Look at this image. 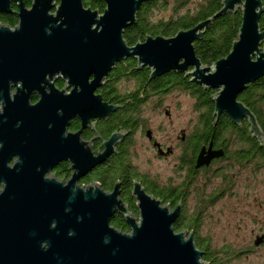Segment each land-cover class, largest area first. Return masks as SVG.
I'll return each mask as SVG.
<instances>
[{"label":"water","instance_id":"95a60500","mask_svg":"<svg viewBox=\"0 0 264 264\" xmlns=\"http://www.w3.org/2000/svg\"><path fill=\"white\" fill-rule=\"evenodd\" d=\"M103 1L100 11L82 0H32L28 9L21 0H0V12L18 3V24H0V264H207L192 234L174 231L180 206L170 210L135 182L137 221L117 198V186L111 193L97 184L77 186L112 153L122 133H113L94 156L79 132L66 131L74 117L84 126L117 109L94 93L117 63L133 58L138 70L149 69L150 78L173 71L213 90L215 118L225 115L235 125L246 118L249 132L264 146L256 116L238 100L249 83L264 76L259 24L264 5L221 0L217 12L191 28L170 37L147 35L129 45L124 30L148 0ZM238 10L241 23L229 52L203 65L194 42L215 18ZM55 76L65 83L61 90ZM33 91L39 94L35 104ZM222 155L202 147L196 167ZM61 161L73 171L66 184L45 177ZM115 212L130 233L110 225ZM263 242L264 235L254 240L256 246Z\"/></svg>","mask_w":264,"mask_h":264},{"label":"flooded vegetation","instance_id":"af4514ba","mask_svg":"<svg viewBox=\"0 0 264 264\" xmlns=\"http://www.w3.org/2000/svg\"><path fill=\"white\" fill-rule=\"evenodd\" d=\"M21 1L25 8L28 9L31 7L32 0ZM17 4L18 3L11 2L9 5L11 9L9 14L15 13L17 19L16 23L4 24L11 27L18 24ZM262 4L264 5V0H262ZM237 12L240 13L241 18V11L238 10ZM263 19L264 11L259 20L260 28L264 27V23H262ZM130 62L133 63L132 72L128 71L129 69L126 70ZM120 63L123 65V75L121 78L114 81L110 74L111 70L104 79L103 85L94 93L96 95L100 94L103 101L108 103V105H117V109L111 112L106 118H90L84 126L81 119L74 117L70 120L67 127V131L79 132V140L87 143L94 156L104 151L103 142L108 140L113 133L123 134V137L116 142V144L114 143L112 153L105 161L97 165L87 174L81 176L77 181V186L83 188V186L97 184L105 193H111L115 186H117V198L126 207L127 212L138 220L139 213L137 210V202L132 193L134 183L138 182L147 194L160 199L162 204L168 206L170 210H174L177 206H180V213L173 223L174 226L176 222L186 218L185 213H187L189 195L193 194L194 197L196 196L197 198L198 193H205L206 195H204L208 196L212 201L216 197H219L225 190L227 191L229 188L233 187V181L228 182V185H225L226 182H222V184L216 188L212 185L214 181L211 182L210 175L215 176L220 174L224 179L223 181H226L225 177L227 174L223 173L225 167L220 166L221 162L228 163L233 160L234 163H228L227 167H240L243 168V172L250 168L251 172L255 173L260 168H264V160L260 158L259 154V148L262 143L248 131L249 126L246 118L242 119L240 125H235L229 118H225L227 120V125L234 129V131L226 130L225 133H222L219 137V129H216V124L221 118L224 119L225 115L220 116L218 119L215 118L211 127L208 125L204 127L203 125L200 126L203 114L197 107L200 97L191 90V87H197L199 85L190 82L189 77H185L182 73L169 71L161 76L150 78L149 69L143 67L137 70L136 60L133 58H126ZM120 63H117L116 66ZM191 69L192 68H189V70ZM176 74L178 76L181 75L188 86H182L179 84V80H174L175 77H178ZM54 84L59 90L64 88L65 85L62 78H57L56 76L54 77ZM13 92L14 90H11V93ZM65 92H69V89H66ZM182 93L186 95L189 94L194 98L195 109L199 116L198 122L194 127L191 128L190 126H186L177 129L175 135V140L177 141H175L174 145L171 143L172 139L169 133L167 136L163 135L160 139H157L158 136L152 129V123H154L152 122V118L153 116L164 115L172 126L170 131H172L173 134L174 127L172 124L175 111L171 109V105L173 103H175V105L179 104L177 98H179V95ZM38 100L39 94L33 91L31 93V103L35 104ZM147 112H151V114L146 116ZM244 124L248 132L245 135L247 138L246 141L243 139V134L236 129H241ZM199 127H203L202 129L204 131H198V129H200ZM159 129L161 130V128ZM248 138L251 140L250 143ZM139 139H141L140 142H138ZM137 145L144 150L148 148L152 151L153 157L159 160H166L179 151L177 153L178 162L174 165V169L176 170L175 178L158 183L159 181L156 180V176H152L147 170H140L135 164L136 153L129 150L134 149L136 152ZM231 145H234L233 147H235L236 153L243 150L247 151L251 145V154H247L248 158L245 161L236 156L234 157L232 156L234 152H229V147ZM202 147L206 150H208L209 147L212 150H222L223 155L212 158L207 165L196 167L197 155ZM15 160L16 159L13 158V161ZM13 161L9 164L12 165L14 163ZM69 167L70 163L68 161H61L48 172L47 177L53 178L56 181H63V184H66V181L73 172ZM62 172H68V175L64 176ZM233 175L235 176V174ZM202 177L205 181L204 187L209 189L208 193L196 187V181H201ZM147 184L153 185L154 190L160 191L161 194L157 196L156 193H149L146 191ZM208 205H206L203 210L201 209L200 212L205 211ZM194 209L195 207L192 212ZM109 223L122 233H130V227L125 223L124 218L117 212L111 216ZM180 225L184 227L183 229L188 231V234L194 235L195 231L193 228L189 229L187 226H183V224ZM261 235H264V233ZM257 236L258 235H256V237ZM254 246L256 245L254 244Z\"/></svg>","mask_w":264,"mask_h":264},{"label":"rangeland","instance_id":"374dc122","mask_svg":"<svg viewBox=\"0 0 264 264\" xmlns=\"http://www.w3.org/2000/svg\"><path fill=\"white\" fill-rule=\"evenodd\" d=\"M196 1L191 0L190 6L192 7ZM158 11L154 12V17L158 16ZM177 99L179 104L171 105V109L175 111L172 124L173 134L170 131L172 126L164 115L152 118V122H154L152 129L156 132L157 139L163 135L167 136L169 133L172 139L171 143L174 145L177 141L175 140L177 129L186 126L194 127L199 116L192 96L182 93ZM150 114L151 112H147L146 116ZM140 141L141 139L138 142ZM233 146L229 147V152H235ZM129 150L136 153L135 164L138 168L147 170L152 176H156L158 183L175 178L174 165L178 162L177 153L179 151L166 160H159L153 157L152 151L148 148L144 150L137 145L136 152L134 149ZM230 162L234 163L233 160L228 163ZM228 163H220V166L225 167L223 173L227 174L226 181H223L222 176L217 174L210 175L211 182L214 181L212 183L214 188L221 185L222 182H226L225 185H228V182L233 181L234 185L212 200L210 204L208 202L206 205H209L205 211L197 213V217L200 218L197 226L198 237L208 242L209 248L215 256L216 264H264V243L259 246H254L253 243L256 235L261 236L264 233V168H260L255 173H252L250 168L243 172V168L240 167H227ZM195 184L197 189L209 192V189L204 187L203 177ZM196 200V196L189 195L185 217L193 214L194 207L196 211L200 206ZM182 231L188 236L186 229ZM207 264L209 263L207 262Z\"/></svg>","mask_w":264,"mask_h":264},{"label":"trees","instance_id":"16d2710c","mask_svg":"<svg viewBox=\"0 0 264 264\" xmlns=\"http://www.w3.org/2000/svg\"><path fill=\"white\" fill-rule=\"evenodd\" d=\"M82 1L85 6H91L92 9L102 10L104 7L103 0ZM190 3L191 0H148L143 2L136 14L135 23L124 30L123 35L125 41L133 45L138 40H143L147 35L173 36L178 30L195 26L198 22L210 17L221 8V0H197L196 3H193L192 7ZM157 10H159L158 16L154 17V12ZM240 19V13L238 12L217 17L205 30L202 39L194 42L196 56L201 60L203 65H211L214 61L224 57L229 52L232 42L238 34L241 23ZM16 21L15 13L0 15V22L2 23L13 24L16 23ZM262 23H264V19ZM132 66L133 63L130 62L126 70L129 69L128 71L132 72ZM122 67L123 65L120 63L110 72L114 81L119 80L123 75ZM174 80H179V84L182 86L187 84L181 75L175 77ZM191 90L200 97L197 105L201 113L203 112L200 126L203 125L204 127L208 125L211 127L212 123L215 121V116L213 115V102L210 97L214 91L211 89L205 90L201 86L191 87ZM238 100L242 101L254 113L262 129L264 139V76L249 83L248 86L238 94ZM225 118L227 117L224 116V119L221 118L216 124V129H219V137L222 133H225L226 130L234 131V129L227 125V120ZM203 127H199L200 129H198V131H204L202 129ZM236 129L243 134V139L246 141L247 138L245 135L248 132L245 124L241 129ZM248 141L249 143L251 142L249 138ZM247 154H251V145L247 151L234 152L232 156H236L245 161L248 158ZM259 154L260 158L264 160V146L262 145H260ZM57 173L60 174L59 172ZM62 175L67 176L68 172H62ZM146 191L149 193H156L157 196L161 194L160 191H155L151 184H147ZM196 201L200 204L196 209L197 212L194 209L193 214L187 216L185 219L183 218L184 220L181 219L179 222H176L173 228L176 232H180L184 228L181 227L180 224L187 226L189 229L193 228L195 231L193 239L196 247L202 252L201 259L206 263L216 264L215 256L210 250L208 242L198 237L197 227L200 219L197 217V213H199L201 209L203 210L208 202L210 204L211 200L208 196L198 193Z\"/></svg>","mask_w":264,"mask_h":264},{"label":"bare ground","instance_id":"6f19581e","mask_svg":"<svg viewBox=\"0 0 264 264\" xmlns=\"http://www.w3.org/2000/svg\"><path fill=\"white\" fill-rule=\"evenodd\" d=\"M58 5V4H57ZM1 14H9V12H0V15ZM0 24H3V25H7V24H4V23H2V22H0ZM11 27V26H10ZM11 28H13V27H11ZM67 132H72L71 130H68ZM10 166H12V165H10ZM48 173H46L45 174V177H47L48 175H47ZM138 221V220H137Z\"/></svg>","mask_w":264,"mask_h":264}]
</instances>
